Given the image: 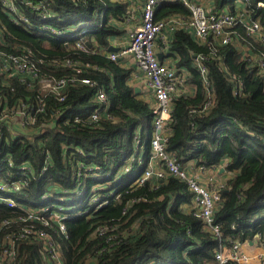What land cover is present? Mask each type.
Instances as JSON below:
<instances>
[{"label": "trees", "instance_id": "1", "mask_svg": "<svg viewBox=\"0 0 264 264\" xmlns=\"http://www.w3.org/2000/svg\"><path fill=\"white\" fill-rule=\"evenodd\" d=\"M213 1L219 10H230L239 1L264 27V0ZM14 3L16 21L0 2V51L27 49L39 80L70 81L65 100L59 102L42 91L38 79L30 85L0 76V97L9 107L22 103L44 107L35 115V123L27 126L32 131L16 138L8 129L2 131L0 186L7 190L0 191V200L11 199L15 204H0V253L7 235L23 228L43 229L21 221L27 211L41 209H46V215L64 217V236L58 235L55 225L46 230L54 245H59L64 264H216L221 245L264 243V82L256 75L255 61H247L233 45L211 40L199 44L184 30H175L168 43L171 65L187 72L186 81L194 93L173 99L164 150L182 168L193 163L204 169L222 168L232 175L221 189V203L213 214L212 225L219 229L213 235L190 211L192 193L185 181L167 176L135 184L151 155L153 112L135 93L136 87L128 85L134 68L105 55L110 40L126 34L120 25L130 13L127 1ZM155 15L161 20L188 16V11L171 4L158 8ZM49 25L54 30L44 27ZM238 33L252 54L258 56L255 47L264 51L242 28ZM196 56L203 57L207 87L194 63ZM126 60L132 63L130 57ZM53 61H67L71 68L53 67ZM231 77L242 82V96L232 93ZM99 91L105 101L97 104ZM95 110L100 116L91 121ZM133 154L130 171L124 173ZM15 183L18 190L11 188ZM41 247L40 241H18L12 264H49L40 254Z\"/></svg>", "mask_w": 264, "mask_h": 264}, {"label": "built area", "instance_id": "2", "mask_svg": "<svg viewBox=\"0 0 264 264\" xmlns=\"http://www.w3.org/2000/svg\"><path fill=\"white\" fill-rule=\"evenodd\" d=\"M15 0H0L7 15L16 21L13 17L17 15ZM138 5L129 13V16L123 22L122 27L126 30L124 40L121 44L114 45L118 49L117 52H109L106 56L113 60L126 59L130 57L137 73L141 75L145 88L150 92V108L153 112L152 126L153 133L150 138L151 155L148 160L147 167L137 177L135 184H142L148 180L160 181L167 176H172L183 180L187 183L188 190L192 193L191 210L193 214L200 218L205 226L213 235L219 234L217 226L212 225L213 214L221 203L220 192L223 186H214L212 183L202 184L199 180L191 175L187 168L178 165L175 158L167 154L164 150V141L168 137L165 129L168 122L171 121V112L173 107V99L181 96H188L194 93V89L186 81L187 72L178 70L171 65L170 58L167 56L169 52L167 36L175 30H184L188 32L199 44L206 43L208 40L214 41L220 45H233L239 50L242 56L249 62H256V75L264 82V51L255 47L258 56L252 54L246 44H242L238 28H242L246 37L255 46L264 48V27L262 24L249 15L245 7L236 1L230 10L226 7L217 9L213 0H138ZM171 4H180L187 11L188 16L174 15L156 20L155 12L162 6ZM263 7L262 3L258 4ZM37 10V8H34ZM25 23L27 18L21 16ZM48 28L51 25L44 26ZM0 26V42L1 38ZM56 35H59L56 32ZM160 42V44L158 43ZM67 46V43H65ZM111 46V45H110ZM158 55H161L159 60ZM32 54L29 50L24 49L16 53H6L0 51V76L5 80L15 79L19 83L29 82L30 85L36 79L42 91L50 92L59 102L66 98V86L70 79L48 77L39 80L38 70L32 64ZM194 63L203 77V84L207 87L208 81L206 69L203 66V57H194ZM53 67L71 68L67 61H53ZM72 69L80 72V69ZM28 80V81H27ZM232 85V93L235 96H242V82L240 79L231 77L229 80ZM73 82V81H71ZM82 84H89L88 80H82ZM105 101V95L99 91L95 95L94 102L102 103ZM210 103V102H209ZM208 106V104H207ZM44 107L38 106L36 109L29 104L13 105L9 107L2 101L0 97V139L4 128L8 129L13 138L29 132L28 125L35 123V115L43 112ZM107 111V109H105ZM99 111L95 110L89 120L94 121L99 118ZM12 117L11 123L7 119ZM78 122L79 119H76ZM19 123V124H15ZM19 128V129H18ZM18 129L19 131H14ZM31 129L30 131H32ZM143 143L136 145L141 147ZM140 157L138 158V161ZM134 161V154L129 157L123 172L128 173L131 164ZM11 167L12 163H8ZM77 176L80 175V164H77ZM26 168V166H25ZM204 170V167H198ZM222 169V168H221ZM24 170V168H23ZM12 189L18 190L17 183L11 185ZM7 190L4 186H0V191ZM4 203L8 206H14L11 199L0 200V204ZM46 209L29 210L27 216L21 219L23 222L39 224L43 229H34L33 227L23 228L18 234H9L3 242V251L0 253V264H12L13 257L16 253L15 246L20 240L28 239L40 241L42 247L40 254L44 260L48 259L49 264H64L62 252L58 244L52 241V237L46 231L51 229L53 225L57 227V233L60 236L65 235V227L62 224L61 215L49 213L45 214ZM7 224V223H5ZM230 246H223L215 254L216 264H225L231 261L235 264H251L256 261L257 264H264V243H256L258 253L244 251L247 243L229 242ZM263 249L260 251L259 249ZM47 252V253H46Z\"/></svg>", "mask_w": 264, "mask_h": 264}, {"label": "crops", "instance_id": "3", "mask_svg": "<svg viewBox=\"0 0 264 264\" xmlns=\"http://www.w3.org/2000/svg\"><path fill=\"white\" fill-rule=\"evenodd\" d=\"M129 1L134 2V5H138V3H136L135 0H129ZM120 27H122V25H120ZM124 37H126V36L111 39L110 40L111 47H114V45L119 44V41L124 40ZM167 39L168 40L171 39L170 35L167 36ZM120 63L126 67H133L134 72L136 71V69H135L134 65L131 63V61L129 62L128 60L124 59ZM141 78L137 77L136 83H132V84L128 81V85L136 87V89L139 90L138 93L141 94V98L146 100V102L150 103V100H151L150 99V92L145 88V84H143L144 81H142ZM185 168H187L189 173L191 175H193L194 177H196L199 180V182H201L202 184L212 183L214 186H225L226 181L229 178H231V177L228 178V176L226 175L227 173L220 172V169H217V170L216 169L215 170L214 169H212V170L211 169L200 170L198 167H195L193 165V163H188V165ZM230 176H232V175H230ZM222 181H224V182L222 183ZM182 207L184 209L186 208V206H182ZM187 209L190 210V207H187ZM259 250L262 251L263 249L261 248ZM244 251L245 252L248 251V252L258 253V250L256 249V244H254L253 242L247 243L245 245ZM251 264H257V263H256V261H253Z\"/></svg>", "mask_w": 264, "mask_h": 264}, {"label": "rangeland", "instance_id": "4", "mask_svg": "<svg viewBox=\"0 0 264 264\" xmlns=\"http://www.w3.org/2000/svg\"><path fill=\"white\" fill-rule=\"evenodd\" d=\"M121 1H127V3H128V10L131 12V10H133L134 9V2H132V1H129V0H121ZM136 1V0H135ZM139 6V5H138ZM99 20H100V22L102 21V16H100V18H99ZM123 41L122 40H120L119 41V44H121ZM137 77H139V78H141V76H140V74L139 73H137V70L131 75V78L129 79V82L132 84V83H136V78ZM8 120H9V122L11 123V121H12V117H8L7 118ZM16 125L17 124H19V123H15ZM145 129H144V136L146 137L147 135H148V131H147V129H148V126H147V124H145ZM19 129V128H18ZM18 129H16V130H14V131H19ZM214 175V174H213ZM227 176H228V178L229 177H231L230 176V174H226ZM215 176V175H214ZM224 181H222V183H223ZM101 230H105V229H101ZM254 244H256V243H254Z\"/></svg>", "mask_w": 264, "mask_h": 264}, {"label": "water", "instance_id": "5", "mask_svg": "<svg viewBox=\"0 0 264 264\" xmlns=\"http://www.w3.org/2000/svg\"><path fill=\"white\" fill-rule=\"evenodd\" d=\"M108 51H109V52H117L118 49L115 48V47H111V46H109V47H108ZM158 58H159V60H161V55H158ZM121 61H122V59H118V62H121ZM138 91H139V90L136 89V90H135V93L137 94ZM220 172H223V169H220Z\"/></svg>", "mask_w": 264, "mask_h": 264}]
</instances>
